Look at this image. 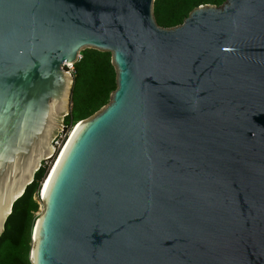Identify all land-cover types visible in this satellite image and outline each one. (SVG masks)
Listing matches in <instances>:
<instances>
[{
	"label": "water",
	"instance_id": "95a60500",
	"mask_svg": "<svg viewBox=\"0 0 264 264\" xmlns=\"http://www.w3.org/2000/svg\"><path fill=\"white\" fill-rule=\"evenodd\" d=\"M153 1L0 0V234L55 154L64 66L116 72L46 173L31 264H264V0L171 28Z\"/></svg>",
	"mask_w": 264,
	"mask_h": 264
},
{
	"label": "trees",
	"instance_id": "16d2710c",
	"mask_svg": "<svg viewBox=\"0 0 264 264\" xmlns=\"http://www.w3.org/2000/svg\"><path fill=\"white\" fill-rule=\"evenodd\" d=\"M224 0H154L153 16L163 28L180 25L189 13L200 5L219 6ZM66 68V67H65ZM70 111L63 117L65 137L80 120L86 119L108 103L116 89V72L111 54L94 48L80 52L73 64ZM59 152V151H58ZM57 150L50 161L56 160ZM57 155V156H56ZM55 157V158H54ZM48 159L41 163L33 181L13 203L0 234V264H31L32 231L41 205L40 190L51 167Z\"/></svg>",
	"mask_w": 264,
	"mask_h": 264
},
{
	"label": "built area",
	"instance_id": "2783aa9c",
	"mask_svg": "<svg viewBox=\"0 0 264 264\" xmlns=\"http://www.w3.org/2000/svg\"><path fill=\"white\" fill-rule=\"evenodd\" d=\"M66 67L65 69L70 73L72 74V71H73V65H66L64 66ZM69 136V133L68 135L65 137V134L63 132V129H62V132L59 133L55 140H54V146H55V149L58 151H60L62 149V147L64 146L65 142H66V139L68 138ZM59 153V152H58Z\"/></svg>",
	"mask_w": 264,
	"mask_h": 264
},
{
	"label": "rangeland",
	"instance_id": "374dc122",
	"mask_svg": "<svg viewBox=\"0 0 264 264\" xmlns=\"http://www.w3.org/2000/svg\"><path fill=\"white\" fill-rule=\"evenodd\" d=\"M62 117H63V116H62ZM62 129H63V126H62V122H61V129H60L59 132L56 134V136H57L59 133L62 132ZM56 136H55V138H56ZM55 138H53V139L55 140ZM54 140H52L50 144H52V142H53V144H54ZM56 156H57V155H56ZM54 158H55V157H54ZM50 159H51V158H50ZM50 159H48V163H49ZM53 161H54V159H53L52 161H50V164H51ZM51 165H52V164H51ZM42 210H43V204H42V202H41V205H40V208H39V211H38L37 214H38V215L41 214Z\"/></svg>",
	"mask_w": 264,
	"mask_h": 264
},
{
	"label": "bare ground",
	"instance_id": "6f19581e",
	"mask_svg": "<svg viewBox=\"0 0 264 264\" xmlns=\"http://www.w3.org/2000/svg\"><path fill=\"white\" fill-rule=\"evenodd\" d=\"M64 147V146H63ZM63 149V148H62ZM60 152H61V150H60ZM60 154V153H59ZM59 156V155H58ZM56 162V161H55Z\"/></svg>",
	"mask_w": 264,
	"mask_h": 264
},
{
	"label": "clouds",
	"instance_id": "9594fccd",
	"mask_svg": "<svg viewBox=\"0 0 264 264\" xmlns=\"http://www.w3.org/2000/svg\"><path fill=\"white\" fill-rule=\"evenodd\" d=\"M55 160V159H54ZM53 163V162H52Z\"/></svg>",
	"mask_w": 264,
	"mask_h": 264
}]
</instances>
